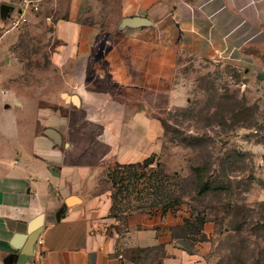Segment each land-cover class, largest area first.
I'll use <instances>...</instances> for the list:
<instances>
[{"label":"crops","instance_id":"crops-1","mask_svg":"<svg viewBox=\"0 0 264 264\" xmlns=\"http://www.w3.org/2000/svg\"><path fill=\"white\" fill-rule=\"evenodd\" d=\"M131 17L148 22L123 26ZM54 36L55 62L71 68L58 106L0 73V264H207V231L182 211L113 215L108 172L159 152L156 100L187 102L193 62L264 65V0H71Z\"/></svg>","mask_w":264,"mask_h":264},{"label":"rangeland","instance_id":"rangeland-1","mask_svg":"<svg viewBox=\"0 0 264 264\" xmlns=\"http://www.w3.org/2000/svg\"><path fill=\"white\" fill-rule=\"evenodd\" d=\"M26 1L39 7L31 22L12 28L0 21V73L16 94L55 108L71 68L54 60V26L71 0L0 3L22 7ZM192 65L186 103L168 108L166 100H156L161 149L123 203L151 212L168 206L189 216V224L207 231V264H264V65Z\"/></svg>","mask_w":264,"mask_h":264},{"label":"trees","instance_id":"trees-1","mask_svg":"<svg viewBox=\"0 0 264 264\" xmlns=\"http://www.w3.org/2000/svg\"><path fill=\"white\" fill-rule=\"evenodd\" d=\"M154 155L145 159L143 162L133 163V164H125V165H117L114 168L110 169L108 172V177L113 184V207L112 214L118 215L120 213L136 210V209H144L141 206H133L129 202L123 203L125 197H127L128 193H130V188L136 186V183L140 177L145 176V168L152 164ZM140 170V171H139ZM150 175H154L155 171L150 172ZM167 207H164L163 211H167ZM151 211V210H149ZM198 225V224H197ZM189 230L194 233H200V227L195 226L193 222L187 225ZM200 230V231H199ZM145 251V250H144ZM147 253V252H145Z\"/></svg>","mask_w":264,"mask_h":264},{"label":"water","instance_id":"water-1","mask_svg":"<svg viewBox=\"0 0 264 264\" xmlns=\"http://www.w3.org/2000/svg\"><path fill=\"white\" fill-rule=\"evenodd\" d=\"M14 6L13 5H10V4H7V3H3L1 6H0V12H1V16L2 18H7L9 15H10V12L14 10ZM147 19L143 18V17H131V18H126L123 20V26H140V25H145L147 24ZM260 77H263L262 75ZM64 96L67 98V99H70L72 100L74 103L78 104L79 103V97L77 95H67L64 93ZM47 134L50 135L51 137H53L57 142H61L62 140V137H61V134L56 131L55 129H51V128H48L46 130ZM68 203H71V201L69 200ZM62 211V209L60 210ZM38 226V222H34L32 225H31V228H30V233L33 235L36 228ZM36 236H33L32 238L35 239Z\"/></svg>","mask_w":264,"mask_h":264},{"label":"built area","instance_id":"built-area-1","mask_svg":"<svg viewBox=\"0 0 264 264\" xmlns=\"http://www.w3.org/2000/svg\"><path fill=\"white\" fill-rule=\"evenodd\" d=\"M20 8V15L18 17H13L11 20V26L14 28L21 27L28 22V16L26 12H28L29 10L38 11L39 9L38 5L32 4L31 1H26L25 4ZM39 242L40 244H42V240H40Z\"/></svg>","mask_w":264,"mask_h":264}]
</instances>
